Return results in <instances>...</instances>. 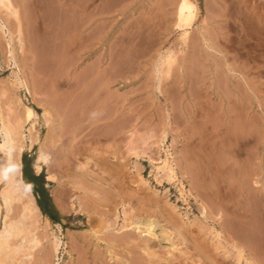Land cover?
<instances>
[{"label":"rangeland","instance_id":"1","mask_svg":"<svg viewBox=\"0 0 264 264\" xmlns=\"http://www.w3.org/2000/svg\"><path fill=\"white\" fill-rule=\"evenodd\" d=\"M64 1L65 0H12L13 4L18 9H21L23 18L22 28L26 30H23V34L16 28V23H9V20L12 19V17L7 15L6 9L2 5H0V25H3V29L0 28V87L1 89L5 88L7 92V105L9 108L17 110L21 107V102L24 101L26 103H30V99L28 98L24 87L19 83V78H24L27 85L30 87L32 86V88L33 86L46 88V86L49 87L50 85V89L48 88V90H50L49 93L51 95L49 96V93H47V91L45 90L46 93H43L42 97H44V94H46L45 96H47L48 94V96L51 98L53 94H56L55 96H53V98L60 100V103H55L56 100H53V102L55 103V105L57 104L60 107L63 106L64 110L70 106L72 107L71 104L75 103L73 83L75 82L76 73L74 51L75 46L77 45V38L75 37L76 31L72 30H75L76 18L74 16V13L70 11V8L73 5L74 1L67 0L68 3L66 4L64 3ZM119 1L120 0H80V2H82L83 4L85 3V7L92 11L94 19V24H92L91 26V43L93 46L92 48H94L93 55L96 57L103 54L104 48L106 46L105 44L111 42L113 43V45H116V47L117 45H122V47L127 49L125 52V56L129 60L125 57L124 58L127 60V63L129 61L128 64H131L133 61H142L147 65L145 72L148 74V76L147 74H145L144 77L143 75L134 76V74L136 75L137 72V70L135 69L127 71V69L125 70V68H123L122 73L120 69L118 71L116 70V67L112 68L113 71H109L110 74L107 73V76L112 75L115 81L113 82L115 84L113 85V87H111L110 90L116 91L114 93L112 91V94H115L116 96L117 94H119L117 96L119 99H122L124 96V100L125 98H127L128 100H133V105L126 104L125 106L135 107L140 113L138 116L139 122H137V134L146 136L147 133L145 132L148 131H150L152 135L154 134L148 140L150 142L154 141V144H152L151 147L152 150L150 151V154L154 156V158L152 157L154 160L155 158H157L154 162L155 166L161 164L160 159L164 157V154L158 151L156 142L162 135V132L166 133L164 139L165 144L169 149V153L172 159L171 163L176 168L178 177L182 180L184 190H182L183 194L185 193L184 195H186L188 192H190L192 196H186L185 200H183V196H181L178 190L179 184H177V182L171 185H164L163 187L155 186V182L154 180H152L151 176V172H154L155 169L154 167L152 168L151 164H149L146 156H144V160L141 161V165L143 167L142 174L150 180L152 186L159 190L158 197L160 198L161 196H163L164 189L166 187H169V202L174 205L175 208H177L176 212L183 214L185 210V213H187L188 219L190 221L194 220L195 218L202 220L204 226L206 227V237L210 238L215 236V232L212 228L213 226L217 231H219L221 237H219L218 239L219 244L220 246H222V249H224V251H227L229 256V258L225 259L224 261L219 260V264H245L244 260L236 261V259L233 258L235 249L230 246V241L232 240L231 235L235 232H241L244 230V226L242 225V223L240 224L241 221L248 220V223L251 224V226L248 225V227H251L249 228L251 233L255 234V247H257V249H261L260 251H264V0H193L197 8V17L193 24L190 27L186 28L187 34L185 36V39L183 38V34H180L182 30L175 25V0ZM52 4H57V6H54ZM60 5L62 9H60ZM66 8L68 9L64 10ZM58 11L60 14L58 13ZM56 14H58L62 18L58 16L57 19H55L51 16H55ZM24 25L26 27H24ZM106 29L108 30V32H110L109 34H107ZM69 30L71 32H69ZM111 34L112 36L109 37V35ZM53 36L58 40L56 41V39H53ZM25 38L28 40L26 41L28 44L25 43V40L23 41V39ZM49 41H52L53 46ZM72 42L73 44H71ZM55 43L58 45H55ZM27 45L33 49H37V47H40L44 51H42L40 48L39 50L44 53H48V55L50 54L48 59L46 58V56H48L46 55V53L43 55V53L39 51L43 56L42 58L45 57V59H42L43 61L38 64H41L43 69H41L42 67L39 69L40 66L38 68H35V66L28 67V65L24 62V59L22 58V51L24 50V48H27ZM43 45H45L44 48H47V46L49 45H51L52 47L50 46L51 49L49 47L47 49H43ZM10 50L11 52H9ZM47 50L49 52H47ZM55 52L58 55L56 56V58L53 55V53ZM167 53L172 54L173 58L175 59H173L174 61L171 63L172 65H170V75L171 77H174V80L172 81L174 83H164V81L166 80L165 78L168 79L169 76L165 77L164 73L162 72L161 82L163 84L161 85V87L163 90L161 89V95L163 96L160 95L158 97L157 95L156 97V94H154V90L151 89L150 81L149 87H145V83L143 82H145L146 79L148 81L152 76L151 71L153 66L152 64L150 65L148 63L152 61L154 67L156 66L157 68H159L160 63L164 60ZM71 55H73V57ZM93 57L89 62H91V60H94ZM136 57L137 60L135 59ZM54 60H56L58 64L56 62H53ZM68 60L71 62V64L70 62H67ZM55 63L56 66L54 65ZM184 64L188 66L186 77L187 97L184 99V101H186V104L183 101L184 103L181 105L178 95L179 93L183 94L185 90H177L179 86L177 81L182 71L180 69L181 65ZM47 65L49 67H47ZM44 66H46L47 69H45L46 67ZM59 66H62L63 68ZM54 67H56L58 70L60 68L61 72L59 70V73L55 75V72L57 73L58 71ZM162 67L164 70L165 65H162ZM38 69L42 71L44 70V72L41 73ZM48 69H51L52 72ZM32 70H36V72H33ZM47 70L48 72H46ZM38 73H40V76L37 75ZM117 73L122 74L117 75ZM32 74L36 76V80H33L35 79V76L33 78ZM57 75L60 76L57 77ZM115 75H117L118 77H115ZM202 75L205 81V84L202 82L203 86H208L210 82H214L216 80L218 82L219 92L224 91V89L225 91L230 92L233 91V89L235 91V86L238 85L241 87V90L240 87L238 89L241 94L243 93L244 85V79L242 75L246 77L245 79L249 81L252 87L251 101L253 106L252 114L254 117L253 126H256V129L259 128L256 134V139L258 140L255 139V142L253 143L252 141H250V139L239 140V142L236 144V148H229V144L227 146L226 137L228 138V136H226V133H223L225 130H227L226 125L223 121L219 120L218 117L215 116L216 114L211 107L212 100L208 98L207 95L209 94L208 91H206L204 87L195 85L193 83L195 77H202ZM43 77L44 79L41 80V78ZM46 77L48 79H46ZM49 78L52 80L50 81ZM125 78L127 79V81ZM132 80H134L137 85L133 84V86H126L125 83H123H128ZM40 83H46L47 85H38ZM44 85L46 86L44 87ZM175 85L176 87H173ZM51 87H53L54 89L58 88L56 90L53 89L54 92L57 93H54L53 91L52 93ZM144 87L147 91H145ZM203 89L205 90V92ZM149 90H153V92ZM112 94L110 95V93H104V99L100 97V99L97 100L98 102H96L95 105L96 108H98V111L100 108V111L102 113L108 112V108L112 105H115L113 102L114 98H112ZM231 95L232 94H230V96ZM133 97H135L136 99H132ZM189 98L191 102L189 101ZM85 99L86 100H84V102L86 104L90 103V98ZM91 102H94V98H91ZM190 103H192L193 107L196 110V118H201L202 121L190 122L185 119L184 115L185 112H187L186 110H188V107H190ZM30 105L37 109L36 111L39 114L42 112V106L37 102H32ZM103 105L106 107H104ZM100 106L103 107L101 108ZM5 107L2 106L3 112H5L6 110ZM90 108L84 107L83 110L85 113H91ZM118 110L120 111L122 110V108H118ZM149 115L153 116L152 121L145 120L149 118ZM164 115H168V118L164 119ZM257 116L259 117V119ZM71 118L74 120L75 117L72 116ZM103 119L99 120L97 123L104 124L108 121V119L106 118L104 120ZM155 122L157 124L153 125ZM203 122L204 124H202ZM39 125L40 126L37 128H41L39 129L38 135L40 138H42L44 134V127L41 121H39ZM124 125H128V127L125 128ZM108 126V124L105 126H98V128H96L97 130H94L95 134L104 132L105 130L107 131V129L109 131L115 130L114 138L110 137L111 139H109L108 141H119L120 144H123L121 148L125 149L122 150L123 153L127 154L128 149L126 148L129 142V138L132 137L130 133L133 126H131L130 123H125L120 120H117L116 124L113 125L112 128L111 126L108 128ZM117 126L121 128H117ZM150 132H148V134H150ZM122 133L123 135H121ZM257 136L261 137L260 140L259 137L257 138ZM2 138L3 136L2 134H0V142L2 141ZM182 145L184 148L182 147ZM37 148V143H34L32 146L26 147L22 152L19 162L21 178L23 180L22 167L24 163L29 165L35 175L42 174V177L39 179V181L42 183L44 190L47 192L50 200L54 204L59 216V221L53 222L52 220L47 218L50 224L46 226L45 216L42 215L41 212L36 216H28L25 219L27 229L25 230L24 234L27 238L33 235L38 241V244L29 249L26 248V246H23L19 251L15 252L11 250V247H13L14 244L18 242L19 237H10V239L8 240V245H4L0 249V264H73L76 262L77 258L81 255L82 252L84 255L89 256L90 252L87 251H91L93 249V247H87L86 244H82L83 246L78 248L71 247L67 244L66 234L68 233V231L79 233L89 229L86 224L87 215L84 211H79L78 205L76 203L77 201L72 197L65 199V203L67 205H76L78 210H73L71 206L70 210L65 213L58 210L55 198V191L56 189H59L57 182H54V180L46 179L45 167H43L40 172H36L33 167ZM194 150L196 153L199 152L200 158H207V156H209L210 158H215V160H217V162L219 163L220 170L218 171L217 177L213 176L215 180L214 178H212V180L210 179V182H208V185L206 187H201L198 184L199 177L203 176L205 178H210L211 175L207 176L202 174L200 175V173L196 174L193 173L192 170V173H190V171L188 169L186 170H188L189 172L186 171L184 167L186 166L187 155L190 156L191 153L194 154ZM235 154L239 156V162L241 161L240 164L242 167H244V169L240 167V172L237 175L234 173L237 172V168H235L236 165L233 164L235 165L233 168L230 165V159ZM3 159L4 153L0 151V162L3 161ZM184 170L186 171V174ZM202 171L205 170L201 168V172ZM189 173L193 175H190ZM203 173L206 174V172ZM214 189H216L215 194L213 193ZM30 191L36 203L37 194H34L31 189ZM206 191L208 193L207 195ZM202 192H204L205 194ZM195 195L196 199L194 198ZM74 196L75 195L73 194V197ZM208 196L210 197L208 198ZM202 198L203 201L201 200ZM69 200L70 202L72 201V203H70ZM198 201H202L204 204L206 203L208 205L207 206L205 204V210L207 213L209 212V208L212 204L221 203L222 205L220 206V208H218V210H216L217 212H212L211 216L214 217L221 213L222 207L224 206L223 204H225L226 207L237 206L239 208V211L243 213V215H236L231 220H224L222 221V225L218 226L213 223L208 217H205L204 219V215L199 211ZM233 203H235V205ZM128 209L130 208H127V210ZM15 214L16 213L13 212V216H15ZM238 218L240 222L237 221ZM148 219L149 215L146 213H142L138 217L134 215V217H132V223H139L144 225L148 221ZM118 221L116 222V225H120L123 221L122 214L121 217L118 218ZM159 222L162 223V221ZM1 226L2 218H0V229ZM153 231L155 233H159L160 226L156 225ZM228 233H230V238ZM54 235H57L61 238L60 249L58 254L55 256L51 251V240ZM162 244L166 245L167 243L163 241ZM100 249H102L101 251L103 252L102 244L100 245ZM220 252L223 253V250H220ZM229 259L231 262L229 261Z\"/></svg>","mask_w":264,"mask_h":264},{"label":"bare ground","instance_id":"2","mask_svg":"<svg viewBox=\"0 0 264 264\" xmlns=\"http://www.w3.org/2000/svg\"><path fill=\"white\" fill-rule=\"evenodd\" d=\"M73 1L74 3L71 6L70 11L74 13V16L76 18V24L74 23L75 30L72 31H76L75 37L77 38V45L75 46L74 51L76 63L75 82L73 83L72 81V83L74 84L75 103L71 104L72 107L70 106L64 110L63 106L60 107L59 105H57L58 103H60V100L53 98V96H55L56 94L52 95L51 98L53 99L49 97L51 95L49 93L50 90H48V88L50 89V85L48 87L46 86V83H43L46 84L44 85V87L46 86V88L40 86H33L32 88V86L30 87L27 85L24 78H19V83L24 87L25 92L27 93L28 98L30 99V103H26L23 101L21 102V107L17 110H14L9 108L7 105V92L5 88L1 89L0 87V134H2L3 136L2 141L0 142V151L4 153V159L0 162V218H2V226L0 229V249L2 246L8 245V240L10 239V237L16 236L19 237L18 242L15 243L13 247H11L12 251H19L20 248L23 246H26V248L29 249L38 244V241L33 235L27 238L24 234L25 230L27 229L25 219L31 215H39L40 211L34 201V197L29 187L23 182L19 169L20 156L24 149L28 146H32L34 143H37L38 148L33 167L36 172H40L43 167H45L46 179L54 180V182H57L59 189H56L55 191V198L58 210L65 213L68 212L72 207L73 210H82L87 215L86 224L89 229L79 233L68 231V233L66 234L67 244L75 248L83 246L82 244H86L87 247H93V249L91 251H87L90 252L89 256L84 255L82 252L81 255L77 258L76 262L73 264H219V260L224 261L225 259H228L229 256L227 251H224V249H222V246H220L219 244L218 239L220 237V233L214 228V226L212 228L215 232V236L210 238L206 237V227L204 226L202 220L195 218L194 220L191 219L192 221H190L188 219L187 213H185V210L183 214L176 212L177 208H175V206L169 202V187H166L164 189L163 196H161L160 198L158 197L159 190L152 186L150 180L142 174L143 167L141 165V161H143V157L146 156L149 164H151L152 168L154 167L155 169L154 172H151L152 180H154L155 186L163 187L164 185H171L177 182V184H179L178 190L181 196H183V200H185L186 196H192L190 192H186V195H184L185 193L183 194L184 190L182 180L178 177L176 168L171 163L172 159L169 153V149L168 147H166L167 145L165 144L164 139L166 133L162 132V135L160 134L161 136L159 137V139L157 137V149L159 152H162L164 154V157L160 159L161 164L155 166L154 162L157 158H155L154 160V156L150 154V151L152 150L151 147L152 144H154V141L150 142L148 140L154 134L152 135L151 132L148 130L147 131L150 132L151 135L148 134V132H145L147 133L146 136L137 134V122H139L138 116L140 113L135 107L125 106L126 104L133 105V100H128L127 98H125L124 100V96L122 99H119L117 97L119 95L117 94L118 92L116 93V96L115 94H112L113 90H110L111 87H113V85L115 84L113 83L115 82L114 77L112 75L107 76L108 74H110L109 71H111L112 68L116 67V70L119 71L120 69L121 72L123 71V68H125V70L127 69V71L135 69L137 70V72L136 75L133 73L134 76L143 75L144 77V75L147 74L145 72L147 65L142 61H131L132 63L128 64L129 61L128 63L126 62V59L128 58H126L125 56V52L127 49L122 47V45H117L116 47V45H113V43L111 42L105 44L106 46L104 48L103 54L95 57L93 55L94 48H92L93 46L91 43V26L92 24H94L92 11L85 7V3L83 4L82 2H80V0ZM175 1V25L182 30L180 34H183V38L185 39V36L187 34L186 28L190 27L197 17V8L193 0ZM64 3H68L67 0H65ZM0 5H2L6 9V14L12 17V19L9 20V23H16V28L23 34L24 29L22 28L23 18L21 14V9H18L13 4L12 0H0ZM54 6H57V4H55ZM60 9H62V7ZM67 9L68 8L64 10ZM56 15V17L53 15L51 16L57 19L59 15ZM24 27L26 26L24 25ZM0 28L3 29V25H0ZM70 30L69 32H71ZM109 33L110 32H108L107 30V34ZM110 36H112V34L109 35V37ZM53 39H56V41L58 40L57 38H54V36ZM24 40L25 43L28 44L26 42L28 40L26 38L23 39V41ZM49 42H51L52 45V41ZM58 44L55 43V45ZM71 44H73V42ZM51 45L47 46V48H50ZM44 46L45 45H43V49L46 48H44ZM39 48L40 47H37V49H33L27 45V48H24V50L22 51V58L24 59V62L28 65V67L35 66V68H38L40 66L39 69L42 67L41 64H38L43 61L42 59H45V57L42 58L43 56L40 53L44 50L40 48L42 50L41 51L39 50ZM48 50L47 52H49ZM9 52H11V50ZM42 53L44 55L46 52ZM46 55H48V53H46ZM53 55L55 56V58L56 56H58L56 52L53 53ZM49 56L50 54L46 56V58L49 59ZM71 56L73 57V55ZM92 57L94 58V60H91V62H89ZM135 59L137 60V57ZM173 59V55L167 53V55H165L164 60L160 63L159 68H157L156 66L154 67L152 61L148 63L150 65L152 64L153 66L151 71L152 76L148 81L146 79V81L143 83H145V87H149L150 81L151 89L154 90V94H156V97L157 95L158 97L161 95V85L163 84L161 82L162 72L164 73L165 77L169 76L168 79L165 78L166 80L164 81V83H174L172 82L174 80V77H171L170 75V65H172L171 63L175 60ZM53 62H56V60H54ZM67 62L70 61L68 60ZM56 63L58 64V62ZM56 63L54 64L55 66ZM162 65H165L164 70ZM47 67L49 66L47 65ZM47 67L45 69H47ZM187 67L188 66H186L185 64L181 65L180 69L182 71L177 81L179 86L176 84L178 86V91L185 90L183 94L179 93L178 95L181 105L184 102L186 104V101H184V99L187 97ZM41 69H43V67ZM48 70L51 71V69ZM48 70L46 72H48ZM59 70L57 69L58 72H55V75L59 73ZM39 71L41 73L44 72V70ZM33 72H36V70H34ZM118 73L117 75H121L123 72L121 74ZM39 74L40 73H38L37 75L40 76ZM117 75H115V77ZM34 76L35 75H33L32 77L34 78ZM59 76L57 75V77ZM242 77L244 79L242 94L238 91L240 87L238 85L235 86V91L233 89V91L230 92L225 91L224 89V91L219 92L218 82L216 80L214 82H210L208 86L202 85V82L205 84L203 75L202 77H195L193 80V83L195 85L204 87L205 90L208 91L209 94H206L208 95V98L212 100L211 107L216 114L215 116L225 123L227 130H225L223 133H226V136H228V138L226 137V139L227 146L228 144L230 145L229 148H236V144L239 142V140L250 139L252 143L255 142L256 134L259 130V128L256 129V126H253L254 117L252 114L253 106L251 101L252 87L249 81L245 79L246 77L244 75H242ZM42 79H44V77L41 78V80ZM46 79L48 78L46 77ZM33 80H36V76ZM51 80L52 79H50V81ZM123 83H125L126 86H133V84H136L134 80L128 83ZM43 84L40 83L38 85L43 86ZM176 85L173 87H176ZM51 88V92H54V90L58 89H54L53 87ZM45 90L47 91V93H49V96L48 94L47 96H45L46 94H44V97H42L43 93H46ZM153 90L149 91L153 92ZM145 91H147L146 88ZM114 92L116 91H113V93ZM104 93H110V95L112 94V98H114L113 102L115 105H112L114 106H111L112 108L107 105L110 111L108 110V112L102 113L100 111V108L98 111V108H96L95 103L98 102L97 100H99L100 97L104 99ZM230 94L232 95L230 96ZM85 98H90L91 104H86L84 102V100H86ZM91 98H94V102H91ZM132 99L135 100L136 98L133 97ZM53 100H56V105ZM32 102H37L42 106V112L40 114L36 111L37 109L30 105ZM2 106L6 108L5 112H3ZM103 106L100 107L102 108ZM84 107H91V113H85L83 110ZM117 107L119 109L122 108V110L119 111ZM186 111L187 112H185L184 117L187 121H202L201 118H196V110L193 107L192 103H190V107H188V110ZM72 116L75 117L74 120L71 118ZM103 118L108 119V121L104 124H98L97 122L99 120H102ZM166 118H168V115H164V119ZM117 120L123 121L125 123H130V125L133 126L130 133L132 137L129 138L128 145L126 144V149H128V152L126 151L127 154L123 153L122 150L125 149L121 148L123 144H120L119 141H108L109 139L114 138L115 130L109 131L107 129V131L105 130L104 132L98 134H95L94 132V130L98 128V126H105L108 124V128L110 126L112 128V126L116 124ZM145 120L152 121L153 116L149 115V118ZM39 121L42 122V125L44 127V134L42 138H40L38 135L39 129L41 128H37L40 126ZM155 124L157 123L155 122L153 125ZM202 124H204V122ZM118 127L119 126H117V128ZM124 127L126 128L128 127V125H124ZM121 135H123V133ZM258 137L260 140L261 137L257 136V138ZM186 158V166L183 165L185 167V170L188 169L190 173H200V175H211L210 178H205L198 174L200 176L198 184L201 187H206L208 185V182H210V179L212 180V178H214L213 176L217 177L218 171L220 169L219 163L217 162V160H215V158H210L209 156H207V158H200L199 152L196 153L195 150L194 154L191 153V155H187ZM230 160L231 167L233 168L236 165L235 168H237V172L234 173L236 175L239 174L240 169H244V167H242L240 164L241 161L239 162V156L235 154L231 157ZM201 168L205 171L201 172ZM185 170L184 172L186 174V171L188 170ZM203 172H206V174ZM213 193H216V189H214ZM73 194L75 195L74 197ZM207 194L208 193L206 191V195ZM70 197H72L73 199L75 198V200L77 201L75 202L78 205V209L76 205H67L65 203V199H68ZM209 197L210 196H208V198ZM194 198L196 199V195L194 196ZM203 198L201 199L202 201ZM202 201H198V205L199 211L201 212V214L204 215V219L205 217H208L213 223L218 226H221L222 221L224 220H231L236 215H243V213L239 211V208L237 206L226 207L225 204H223L224 206L222 207L221 213L219 215H216V217L211 216L212 212H217L216 210H218V208H220L222 204H212L209 208V212L207 213L205 210L206 203L204 204ZM70 203H72V201ZM233 204L235 205V203ZM127 208L130 209L127 210ZM13 212L16 213L15 216H13ZM142 213H146L149 215L148 221L144 225L139 223H132V217H134V215L138 217ZM121 214L123 217V221L120 225H116V222L118 221V218L121 217ZM159 221H162V223H160ZM237 221H239V218L237 219ZM45 222L46 226L50 224L49 220L46 217ZM241 223L244 226V230L241 232H235L231 235L232 240L230 241V246L235 249V254L233 255V258L236 259V261L244 260L245 264H264V251H260L261 249H257V247H255V234L251 233L249 229L251 227H248V225L251 226V224L248 223V220H243L240 222V224ZM156 225L160 226L159 233H155L153 231ZM229 234L230 233H228V235ZM163 241H165L167 244L163 245ZM101 244L103 245V252L101 251L102 249H100ZM60 245L61 238L57 235H54L51 240V251L54 256L58 254ZM220 250H223V253H221Z\"/></svg>","mask_w":264,"mask_h":264},{"label":"trees","instance_id":"3","mask_svg":"<svg viewBox=\"0 0 264 264\" xmlns=\"http://www.w3.org/2000/svg\"><path fill=\"white\" fill-rule=\"evenodd\" d=\"M23 181L32 190L34 194H38L39 197L36 198V204L40 208L41 212L49 217L53 222L59 221V216L57 210L50 200L47 192L44 190L42 183L39 179L42 174L35 175L28 164L24 163L22 167ZM45 200L49 203L51 211L49 212L45 206Z\"/></svg>","mask_w":264,"mask_h":264},{"label":"flooded vegetation","instance_id":"4","mask_svg":"<svg viewBox=\"0 0 264 264\" xmlns=\"http://www.w3.org/2000/svg\"><path fill=\"white\" fill-rule=\"evenodd\" d=\"M37 197H39V195L37 194ZM45 206L47 208V210L50 212L51 211V207L49 205V203L45 200Z\"/></svg>","mask_w":264,"mask_h":264},{"label":"crops","instance_id":"5","mask_svg":"<svg viewBox=\"0 0 264 264\" xmlns=\"http://www.w3.org/2000/svg\"><path fill=\"white\" fill-rule=\"evenodd\" d=\"M38 209H39V211L41 212V210H40L39 207H38ZM41 214L44 215L46 218H49L47 215L43 214L42 212H41Z\"/></svg>","mask_w":264,"mask_h":264}]
</instances>
